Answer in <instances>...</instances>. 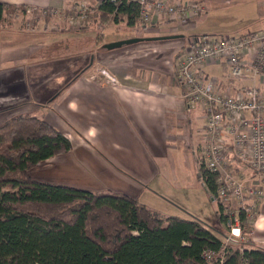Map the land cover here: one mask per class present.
Here are the masks:
<instances>
[{
  "label": "crops",
  "instance_id": "0c3cea01",
  "mask_svg": "<svg viewBox=\"0 0 264 264\" xmlns=\"http://www.w3.org/2000/svg\"><path fill=\"white\" fill-rule=\"evenodd\" d=\"M200 1L206 7L201 15L185 22L181 17L156 15L154 31L143 35H183L175 38L183 43L176 53L175 66L178 55L192 43L184 39L186 34L198 37V34L224 33V30L208 29L215 25L212 19L217 22L219 14L224 13L227 6L236 2L242 10L261 11L259 0ZM0 2L31 7L34 11L30 15L35 14L36 18L41 19L31 20L33 25H25L24 19H19V24L0 27V92L17 95L19 113L44 119L72 144L69 152L36 165L31 172L34 177L95 191L110 190L127 194L147 206L153 203L166 205L173 201L169 198L171 195L180 196L177 198L180 205L190 203V197L184 193L193 189L190 183L196 179L201 186L196 187L197 191L204 189L208 196L211 194L201 173L205 111L201 106L185 104L183 89L173 69L150 67L137 61L138 56H128L126 65L130 68L120 69V65H116L120 57L116 54L112 62L116 68H111L109 72L121 84L112 85L107 83L102 73L105 68L98 67L101 54L142 43L127 44L112 50L105 48L106 43L139 37L137 32L121 35L122 32L116 29L144 27L138 22L130 26L125 18L120 23L114 19L108 23L103 21L102 26L98 18L91 19L86 25H72L57 18L56 14L48 17L45 12L48 9L75 7L76 0ZM85 2L91 5L92 10L98 8L99 0ZM260 19L257 18L256 22ZM259 29H264L263 24ZM140 57L143 61L149 54ZM205 70L216 78L223 92L236 90L226 83L229 70L223 62L209 63ZM73 77L75 79L71 81ZM58 156V162H54ZM46 164L47 172L40 173L41 166ZM177 182L183 191L175 194ZM212 201H215L214 197ZM222 208L220 202L219 212ZM163 213L188 218L194 217L192 213L197 212L182 213L177 208ZM262 229L264 222L257 231Z\"/></svg>",
  "mask_w": 264,
  "mask_h": 264
},
{
  "label": "trees",
  "instance_id": "16d2710c",
  "mask_svg": "<svg viewBox=\"0 0 264 264\" xmlns=\"http://www.w3.org/2000/svg\"><path fill=\"white\" fill-rule=\"evenodd\" d=\"M17 6L0 2V26L13 20ZM97 9L101 26L112 13L116 23L138 22L135 2L99 0ZM71 149L65 135L36 115L0 126V264H207L205 252L223 253L220 235L198 218L165 215L127 194L48 182L31 173ZM201 170L217 195V175L204 164ZM250 239L237 249L230 245L211 264H264V247Z\"/></svg>",
  "mask_w": 264,
  "mask_h": 264
},
{
  "label": "built area",
  "instance_id": "2783aa9c",
  "mask_svg": "<svg viewBox=\"0 0 264 264\" xmlns=\"http://www.w3.org/2000/svg\"><path fill=\"white\" fill-rule=\"evenodd\" d=\"M76 1L75 7L45 12L72 25H86L95 18V10L85 0ZM127 2L139 5L137 21L144 28L154 24L156 15L181 17L185 22L206 11L200 0ZM113 17L114 13L110 14L105 22ZM192 41L177 57L175 77L185 104L201 106L205 111L203 164L217 175L222 214L226 210V232L222 233L225 253L230 244L244 240L250 229L252 233L264 201V29L231 36L202 35ZM218 61L229 70L226 83L236 88L232 93L223 92L216 78L205 70L209 63ZM102 73L107 83L121 84L109 70ZM223 253L205 252L207 264Z\"/></svg>",
  "mask_w": 264,
  "mask_h": 264
},
{
  "label": "rangeland",
  "instance_id": "374dc122",
  "mask_svg": "<svg viewBox=\"0 0 264 264\" xmlns=\"http://www.w3.org/2000/svg\"><path fill=\"white\" fill-rule=\"evenodd\" d=\"M259 1H261V5H260L261 11L256 9L255 12H251V10L248 8L246 10L245 9L242 10L240 7L237 6V3L234 2L233 5L227 6L224 13L222 12L219 14L220 19H218L217 22H214L212 19V22L216 26L212 25V27L209 28L208 30L210 31L211 30L212 31L213 30H224L223 31L224 35L231 36L230 31L238 32L240 34V32L243 33V32H247L250 30L252 31L258 30V27L261 26L262 24L264 27V4H263L264 0H259ZM22 6L25 7V12H23V10L21 9ZM21 7L19 9V5L17 6V10H16V13L12 21L6 22L0 27H10L11 24L12 25L19 24V19L20 20L24 19L23 21L25 22V25H29V24L33 25L31 20L35 19L37 16L35 14L30 15V13H33L34 9H32L31 7H27L26 5H21ZM29 8H31L30 12L27 10ZM27 14L29 15L26 16ZM23 16H26V17H23ZM257 18H261L258 23L256 22ZM36 20L40 21L41 19L36 18ZM154 29H155L154 25H152L147 28H138L134 30L133 29H126V30L116 29V30H118L119 33L122 32L121 35L128 34V33L132 34L131 32H134V33L137 32L139 37H147V36H143L145 32H148V31L152 32L154 31ZM28 30L30 31V29ZM186 35L184 39L186 38L187 41L193 40L194 37H191V35L189 36V34H186ZM198 35L202 36L203 34H198ZM179 40L172 39V40H166V41H152L149 43L142 42L139 44L130 45L125 49H120L118 51L112 52L114 54L112 53L101 54L100 55L101 61L98 63V67H102L107 70L110 69L109 71H111V68H116L112 66L113 57H115L116 54H119L118 57H120V60H116V65L117 66L120 65L119 67L120 69L130 68V66L126 65L128 56H138L137 58L135 57L137 61L147 63L149 64L150 67H156V68L159 67V68H163L164 70L173 69L175 73V60L177 56L176 53L178 49L183 45V43L181 44ZM145 53H148L149 57L144 58V60L142 61V58L140 56L145 55ZM157 58L158 60H156ZM88 59L90 60V56H88ZM124 59L125 61H123ZM6 93L7 91L0 92V126L4 125L7 121L19 115H29L28 113L27 114L19 113V110H17V108H19L17 106L18 104L17 100L19 101V99H17V95L15 94L9 95L8 93L7 95ZM14 106H16V108L14 109L10 108ZM59 155H62V154H59ZM59 157L60 156L55 158L54 162H58ZM47 166L48 164L42 165L41 169L39 170L40 173L42 174L46 173ZM35 174H38V173H35ZM187 183H190V182H187ZM178 184L179 182H177V187L175 188L176 190L174 191L175 194H178V192L180 193L183 191L178 187ZM190 184L192 185L193 189L189 192L188 190H186L184 193L186 197H190V203H188L190 205L188 204L180 205V203H178L180 199L179 200L177 199V198H180V196L171 195L169 198H171L174 202L170 201V203H167L166 205H160L159 203L158 204L153 203L150 206L157 208L156 210L162 213L165 212L166 210L175 211L177 210V208L180 209L182 213L184 212L192 213L194 212V210H196L197 213H192L193 216L195 218H199L203 222H206L211 227L213 226V228L216 230V233H218L221 239H223L222 233L226 232V221H227L226 220L227 218H225L226 210L224 212L225 214L223 213L222 218H220V215L214 214V212L219 213V203L221 202V200L219 199L217 195L210 194L208 196L206 192L204 191V189H202L200 192L197 191L196 187L198 188L201 187L200 182H198L197 179L195 180L194 183H190ZM213 197L215 198V201H212ZM175 204L176 205L179 204V205L176 206ZM262 222H264V201L262 202L260 216L258 217L257 223L255 224V227L252 233L250 232L251 229L250 230L248 229L249 231L245 236L246 238L244 240L239 241L238 243L230 244V245H233L231 248L237 249L239 244H241L242 242L248 241V239L250 238H251L250 240L264 247V229H262L261 231H257ZM203 257H205V254Z\"/></svg>",
  "mask_w": 264,
  "mask_h": 264
},
{
  "label": "water",
  "instance_id": "95a60500",
  "mask_svg": "<svg viewBox=\"0 0 264 264\" xmlns=\"http://www.w3.org/2000/svg\"><path fill=\"white\" fill-rule=\"evenodd\" d=\"M183 35H164V36H154V37H134L129 39L117 40L110 43L104 44V47L112 50L116 48H121L127 44H133L136 42H143V41H160V40H168V39H175L179 38ZM93 63V58L91 59V64Z\"/></svg>",
  "mask_w": 264,
  "mask_h": 264
}]
</instances>
